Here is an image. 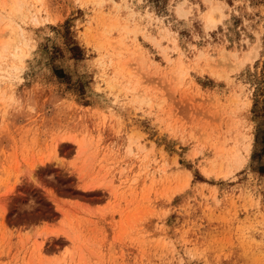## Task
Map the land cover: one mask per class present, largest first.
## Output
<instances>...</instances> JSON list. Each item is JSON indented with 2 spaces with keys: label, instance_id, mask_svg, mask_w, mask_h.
Here are the masks:
<instances>
[{
  "label": "rangeland",
  "instance_id": "1",
  "mask_svg": "<svg viewBox=\"0 0 264 264\" xmlns=\"http://www.w3.org/2000/svg\"><path fill=\"white\" fill-rule=\"evenodd\" d=\"M0 264H264V0H0Z\"/></svg>",
  "mask_w": 264,
  "mask_h": 264
},
{
  "label": "bare ground",
  "instance_id": "2",
  "mask_svg": "<svg viewBox=\"0 0 264 264\" xmlns=\"http://www.w3.org/2000/svg\"><path fill=\"white\" fill-rule=\"evenodd\" d=\"M207 21H208V24H210V25H216V23H217V21L214 19V17L213 16H208V19H207ZM221 21V20H220Z\"/></svg>",
  "mask_w": 264,
  "mask_h": 264
}]
</instances>
